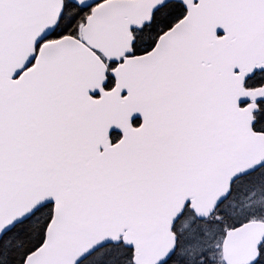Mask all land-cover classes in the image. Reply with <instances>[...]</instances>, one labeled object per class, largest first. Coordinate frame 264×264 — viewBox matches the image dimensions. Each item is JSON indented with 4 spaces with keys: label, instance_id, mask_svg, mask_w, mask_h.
<instances>
[{
    "label": "snow or ice",
    "instance_id": "6c2138e0",
    "mask_svg": "<svg viewBox=\"0 0 264 264\" xmlns=\"http://www.w3.org/2000/svg\"><path fill=\"white\" fill-rule=\"evenodd\" d=\"M0 264H264V0H0Z\"/></svg>",
    "mask_w": 264,
    "mask_h": 264
}]
</instances>
